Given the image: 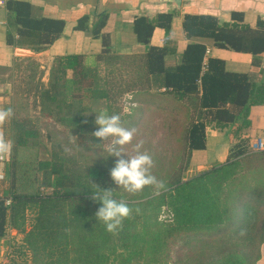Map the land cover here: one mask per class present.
<instances>
[{"label":"trees","instance_id":"obj_1","mask_svg":"<svg viewBox=\"0 0 264 264\" xmlns=\"http://www.w3.org/2000/svg\"><path fill=\"white\" fill-rule=\"evenodd\" d=\"M5 7L6 41L12 46L40 52L63 32V20L34 16L26 1L7 0ZM172 18L173 13L135 18L138 42L148 45L154 29L167 30ZM182 28L191 41L174 67L164 60L174 52L169 42L141 55L113 54L105 46L92 55L55 56L46 81L35 59L15 61L13 69L22 76L11 83L9 108L24 99L51 120L47 125L62 128L46 135L52 142L48 158L26 163L27 180L21 150L41 133L31 117H20L14 109L3 125L9 156L0 188L11 201L5 205L0 200V237L9 229L21 234L20 254L29 256L30 264H260L264 150H251L242 132L250 126V107L264 104V81L227 70L222 59L206 58V45L192 39L207 38L215 47L249 53L257 64V56L264 54V21L250 26L236 11L227 19L186 13ZM102 65L112 67L110 78L101 76ZM126 92L137 106L133 114L120 115L114 104ZM99 96L104 105L95 108ZM151 101H161L166 124L182 120L176 129L167 124L171 158L150 155L151 174L163 187L130 193L109 176L116 157L107 156L110 149H102L104 142L92 136L94 112L117 113L122 126L134 131L147 118ZM208 124L230 126L238 142L224 163L185 178L191 153L205 147ZM69 133L77 135L74 144ZM136 150L122 146L121 156L127 159ZM99 187L112 190L132 210L116 232H107L95 216L99 203L91 195ZM163 211L167 216L161 219Z\"/></svg>","mask_w":264,"mask_h":264},{"label":"crops","instance_id":"obj_2","mask_svg":"<svg viewBox=\"0 0 264 264\" xmlns=\"http://www.w3.org/2000/svg\"><path fill=\"white\" fill-rule=\"evenodd\" d=\"M6 1L0 0V110L10 106L11 83L7 77L17 60L35 59L47 77L49 65L55 56L76 53L92 55L102 51L105 46L113 54L141 55L150 46L161 47L169 42L174 52L166 54L164 60L167 66L174 67L191 41L186 38L182 28L186 13L227 19L230 12L236 11L244 14V22L250 26H254L258 19L264 21V0H21L32 5V13L36 17L64 21L59 38L46 49L32 52L7 43ZM159 13H173L170 27L167 30L155 28L148 45L138 42L133 31L134 19L140 16L152 19ZM192 40L205 44L206 58L222 59L227 70L247 72L252 80L264 81V54L257 56L258 62L254 64L253 56L249 53L215 47L207 38ZM45 77L43 81H46ZM248 118L250 126L242 132V137L248 145L260 139L264 142V104L251 106ZM4 122L0 121V149L9 143L3 134ZM231 132L230 126L217 128L208 124L205 127V147L191 153L189 169L196 173L224 163L238 142V139L232 138ZM21 238L22 235L13 229L0 237V264H19L17 259L9 263L7 258L10 245H18ZM9 257L14 258L13 255Z\"/></svg>","mask_w":264,"mask_h":264},{"label":"rangeland","instance_id":"obj_3","mask_svg":"<svg viewBox=\"0 0 264 264\" xmlns=\"http://www.w3.org/2000/svg\"><path fill=\"white\" fill-rule=\"evenodd\" d=\"M20 65L21 66L25 65V63H21ZM49 67H50V65H49ZM15 68L11 70V72L9 73V75L7 77V79L10 81V83L17 81L22 76V74L19 71H17V69H15ZM111 68H112L111 66L107 67L106 65H102L100 68L101 76H103L105 79L110 78V77H106V76H108V74L112 71ZM20 69H23V66L20 67ZM67 73H68V76L71 75L70 71H68ZM44 77H45V75H43V78ZM116 89H119V88H116ZM131 97L132 96L130 95V93L126 92V93H123L122 95H119L116 98L117 100H116L114 105H115V107H117L119 109L118 113L120 115H127L129 113L133 114L135 112V110L132 111V109L134 107H136L137 105L134 103L131 104V101H130ZM156 103H159V104L157 105ZM160 103H161V101L160 102L151 101V108H147L146 112H145V115H147V118L145 120H143L140 123V125H138L134 129V135H133V139H132L131 143L124 145L123 149H136L137 145H139V149H141L142 152H146L149 155H152L153 157H158L160 155L161 156L164 155L166 161H168L171 158V156H172L171 154H173L171 152L172 148H171V144H170L172 139L169 142L168 133L170 132V130L168 129L167 124L169 125V127L176 129V126H175L176 121L182 120V119L176 118L173 120L174 123L169 122L166 124V119H165L166 116L164 114H162L163 110H162V106ZM163 103H165V102L163 101ZM103 105H104V100L102 98L100 99V96H99V98L96 97V100H95V103L93 104V106L95 108H101ZM13 107H14L13 108L14 113L17 114L18 116H20V117H25V116L31 117L33 123L36 124L35 128L38 129V131L41 133V136L38 139L30 140L31 142H29L21 150V162H22L23 166L26 165V167L24 169L27 168V170L25 171L27 173L24 174V177L27 180H29L31 178V174H28V170H29L30 166L28 167L27 164H29V163L32 164L33 161H36L38 159L48 158L49 151L52 147V142L50 141V139L48 137H46V135L48 132H50V133L54 132L55 133L56 127L58 129H62V128L59 124H56V127H54L52 125H47V123L50 122L51 120L48 119V117L45 115L41 116L39 114L38 110L32 109L28 105V102H26L24 99H21L20 101H18L17 104L15 102ZM173 112H171V113H173ZM96 127L97 126L94 123L93 129H92L93 132L96 130ZM93 132H91V133H93ZM3 134H4V130H3ZM76 137H77L76 133L75 134L69 133L70 141L73 142V144L75 142L74 139H76ZM65 140H66V138H62V139H60V142L63 144V146H67L70 149V146L68 144H65ZM111 143H112L111 139L106 140V142L104 141L102 149H110L111 150ZM134 144L136 145V147ZM193 174H194V171H191L188 167V169L186 170V172L184 174V177L188 178V177L192 176ZM166 216H167L166 213L163 211L160 215V218L163 219ZM27 218H28V220H30L31 215L27 214ZM18 245H20V243ZM18 245L17 244L16 245L11 244L9 247V253H8V258H7L9 263H12L13 259H17V261H19V264H30V257L28 256V258L24 259L20 254V249H19ZM9 255H13L14 258H11L12 256L9 257ZM259 263L264 264V243L261 246V258L259 260Z\"/></svg>","mask_w":264,"mask_h":264},{"label":"clouds","instance_id":"obj_4","mask_svg":"<svg viewBox=\"0 0 264 264\" xmlns=\"http://www.w3.org/2000/svg\"><path fill=\"white\" fill-rule=\"evenodd\" d=\"M94 123L97 126L92 136L103 143L111 139V150L107 156H114L116 160L109 170L111 180L125 191L136 193L143 191L148 186L163 187V184L151 174L152 157L139 151L137 145L136 154L127 155V159L121 156L122 146L131 143L134 131L126 129L121 124V117L117 113H109L107 110L94 112ZM13 115L11 108L0 110V121L10 119ZM99 143V144H101ZM93 201L99 203L95 213L98 222L102 223L107 232H116L122 226V221L132 211L129 205L122 199L113 195L110 189L100 188L91 195Z\"/></svg>","mask_w":264,"mask_h":264},{"label":"built area","instance_id":"obj_5","mask_svg":"<svg viewBox=\"0 0 264 264\" xmlns=\"http://www.w3.org/2000/svg\"><path fill=\"white\" fill-rule=\"evenodd\" d=\"M249 147L253 151L264 150V142L263 140L260 139L253 143H250ZM8 156H9V143L7 142L2 146V149H0V180H3L4 178V172L2 170V165L5 161L8 160ZM0 200H3L5 205H8L11 201L10 197H5L2 194L1 188H0Z\"/></svg>","mask_w":264,"mask_h":264}]
</instances>
